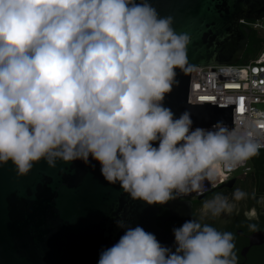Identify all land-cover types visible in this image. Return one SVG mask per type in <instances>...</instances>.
<instances>
[{"label": "clouds", "instance_id": "9594fccd", "mask_svg": "<svg viewBox=\"0 0 264 264\" xmlns=\"http://www.w3.org/2000/svg\"><path fill=\"white\" fill-rule=\"evenodd\" d=\"M173 23L150 0H0V166L11 161L25 176L42 160L55 168L91 157L132 200L163 205L259 155L264 143L251 131L222 121L193 130L189 111L175 118L164 106L189 43ZM234 208L216 195L201 214ZM117 225L126 231L98 264H238L234 234L198 220L173 229L175 251Z\"/></svg>", "mask_w": 264, "mask_h": 264}, {"label": "water", "instance_id": "95a60500", "mask_svg": "<svg viewBox=\"0 0 264 264\" xmlns=\"http://www.w3.org/2000/svg\"><path fill=\"white\" fill-rule=\"evenodd\" d=\"M150 3L161 17H173L177 33L189 36L186 64L183 70L176 69L179 84L166 94L164 106L171 108L175 118L189 111L192 129L212 128L221 121L233 127L235 105L187 103L190 71L193 67L237 64L251 33L239 26V20H264V0ZM100 169L91 157L87 165L82 160L57 161L55 168L42 160L25 176L17 175L11 161L0 166V264H98L101 252L116 244L126 231L118 227L119 220L153 233L161 245L173 250V236L156 225L160 220L157 206L170 211L163 222L186 221L192 203L178 199L191 194L163 205H148L132 200L119 182L109 184ZM234 182L232 179L218 188H230ZM257 188L264 194V173L258 176Z\"/></svg>", "mask_w": 264, "mask_h": 264}, {"label": "built area", "instance_id": "2783aa9c", "mask_svg": "<svg viewBox=\"0 0 264 264\" xmlns=\"http://www.w3.org/2000/svg\"><path fill=\"white\" fill-rule=\"evenodd\" d=\"M239 26L256 32L259 37L264 33V20L241 19ZM187 103L235 105L232 108L233 127L251 131L258 141L264 143V48L257 58L246 64L193 67L190 71ZM249 161L233 171L218 167L217 178L213 182H206L207 190L202 194L192 192L189 198L196 200L232 179L244 178L250 173L247 169ZM240 170L242 172L235 176Z\"/></svg>", "mask_w": 264, "mask_h": 264}, {"label": "flooded vegetation", "instance_id": "af4514ba", "mask_svg": "<svg viewBox=\"0 0 264 264\" xmlns=\"http://www.w3.org/2000/svg\"><path fill=\"white\" fill-rule=\"evenodd\" d=\"M261 173H264V169ZM259 176V174H258ZM258 176L252 168V171L242 179H235L230 188L222 187L214 189L201 199L180 198L179 201L188 200L192 203V213L188 220H198L201 224H209L218 231H228L234 234V252L237 256L238 264H264V194L258 192ZM236 189L247 193L244 200L236 202L232 199V194ZM216 195H223L229 198V201L235 204V208L230 215L222 214L218 217L202 216V204L206 200L212 199ZM172 201V200H171ZM169 201L168 203H170ZM156 221L158 227L170 233L175 241L173 229L180 227L185 221L163 222L170 216L168 208L157 206ZM255 209V218H250V213ZM187 221V220H186ZM255 224L256 229L253 231L250 225ZM175 251V248H173Z\"/></svg>", "mask_w": 264, "mask_h": 264}, {"label": "trees", "instance_id": "16d2710c", "mask_svg": "<svg viewBox=\"0 0 264 264\" xmlns=\"http://www.w3.org/2000/svg\"><path fill=\"white\" fill-rule=\"evenodd\" d=\"M263 46H264L263 39L260 38L256 32L251 31L248 38L246 49L240 60L237 62V65L246 64L249 61L257 58L261 53V51L263 50ZM250 162L257 177L258 174H260V172H262V170L264 169V150H260L259 155L250 159Z\"/></svg>", "mask_w": 264, "mask_h": 264}, {"label": "rangeland", "instance_id": "374dc122", "mask_svg": "<svg viewBox=\"0 0 264 264\" xmlns=\"http://www.w3.org/2000/svg\"><path fill=\"white\" fill-rule=\"evenodd\" d=\"M260 38H262L263 41H264V33H261V34H260ZM263 48H264V46H263ZM247 169L249 170V172L252 171V166H251V162H250V161H249L248 164H247ZM241 172H242V170H240V172L235 173L234 175L237 176V175L240 174Z\"/></svg>", "mask_w": 264, "mask_h": 264}]
</instances>
